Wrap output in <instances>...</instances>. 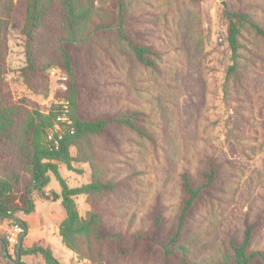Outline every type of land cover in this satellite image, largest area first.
Returning <instances> with one entry per match:
<instances>
[{"label":"trees","instance_id":"obj_1","mask_svg":"<svg viewBox=\"0 0 264 264\" xmlns=\"http://www.w3.org/2000/svg\"><path fill=\"white\" fill-rule=\"evenodd\" d=\"M25 4L20 29L25 52L19 71L22 82L33 94H47L45 70L56 67L65 73L66 90L57 96L67 102L73 131L59 123L61 105L41 110L26 98H7L4 34L14 26L15 0H0V224L10 219L26 235L27 224L17 213L34 211L36 197L60 199L65 216L58 234L64 246L87 264H264V250L254 247L258 219H245L238 232L225 233L214 255L203 253L204 230L197 220L215 207L222 190L223 166L217 155H205L194 168L181 167L171 208L161 191L145 215L144 199L131 209L127 194L133 183L140 185L144 174L129 167L139 152L134 147H141L139 161L144 160V142L157 147L151 117L134 101L114 107L103 103L98 94L102 89L95 86L106 83L109 73L82 72L75 59L88 52V44L94 49L103 44L111 63H125L127 71H133L131 77L137 69L157 73L159 52L144 42L141 31L148 25L144 7L151 0H25ZM222 14L232 62L223 89L227 98L245 78L241 71L245 32H253L264 45V25L247 8H224ZM45 43L50 44L48 51ZM90 91L97 97L92 108L86 99ZM58 123L63 134L55 148L47 134ZM77 162L89 165L90 180L70 187L59 173V163L75 170L72 164ZM49 172L59 182V193L46 189ZM79 195H85L89 204L83 216L75 202ZM6 240L1 238L7 248ZM19 255H40L44 264H62L41 241L20 247Z\"/></svg>","mask_w":264,"mask_h":264},{"label":"rangeland","instance_id":"obj_2","mask_svg":"<svg viewBox=\"0 0 264 264\" xmlns=\"http://www.w3.org/2000/svg\"><path fill=\"white\" fill-rule=\"evenodd\" d=\"M236 7L249 9L264 25V0H201L199 4L191 0H151L144 7L148 25L141 31L144 42L155 45L159 52L157 73L137 69L131 77L133 71L129 73L125 63H111L103 44L96 49L88 44V52L75 59V67L82 72L109 73L104 77L106 83L95 86L102 89L98 94L103 103L114 107L128 106L134 101L151 117L157 147L144 142V160L140 161L141 147H134L139 152L129 167L142 169L144 174L140 185L133 183L127 194L131 209L144 199L145 215L152 199L161 191H165L166 204L171 208L181 167L194 168L205 155H217L222 161V190L215 207L197 220L204 230L202 250L208 256L215 254L225 233L238 232L245 219H258L254 247L264 250V45L253 32H245L246 51L241 67L245 78L225 98L226 71L232 62L222 12L224 8ZM25 8V0H15L14 26L4 34L6 95L11 100L26 98L47 110L60 98L57 93L66 90L67 77L65 89L60 90V81L47 68L49 90L41 95L33 94L23 84L19 71L25 65V52L20 29ZM49 45L44 44L47 51ZM86 99L90 108L95 106L97 97L92 91ZM70 152L74 154L75 148ZM165 153H170V157ZM72 165L75 170L59 163V173L67 184L75 187L87 183L89 165ZM48 177L46 189L59 193L58 180L51 172ZM75 202L80 215H85L89 209L85 195L77 196ZM17 216L28 227L23 247L41 241L50 245L62 264H87L64 246L58 234L59 223L65 216L60 199L36 197L34 211ZM13 223L7 219L0 224V264H14L17 258L18 240L12 250L1 242V238L7 239L5 226ZM4 248L11 261L7 260ZM20 260L44 264L40 255H23Z\"/></svg>","mask_w":264,"mask_h":264},{"label":"built area","instance_id":"obj_3","mask_svg":"<svg viewBox=\"0 0 264 264\" xmlns=\"http://www.w3.org/2000/svg\"><path fill=\"white\" fill-rule=\"evenodd\" d=\"M49 74L56 78V80L60 81L59 88L60 90L65 89V80L66 76L62 73V71L59 68H50ZM54 104L61 105V114L58 116L59 123H61L63 126L68 128L70 132L73 131V127L71 126V120L68 116V105L67 102L64 101L62 98H57L54 101ZM56 124L54 129L50 130L47 134V140L55 147H58V142L62 138V132L59 128L61 124ZM5 230L7 231V241L9 245V249H14L17 243V240L19 239V235L23 233V228L18 223H13L12 225H6Z\"/></svg>","mask_w":264,"mask_h":264},{"label":"water","instance_id":"obj_4","mask_svg":"<svg viewBox=\"0 0 264 264\" xmlns=\"http://www.w3.org/2000/svg\"><path fill=\"white\" fill-rule=\"evenodd\" d=\"M24 235H25V233H21V234L19 235L18 243H17V246H16V252L18 253V255H17L16 260L13 261V263H17V262L20 261V257H21V256L19 255V250H20V247L22 246V240H23ZM4 254H5L6 257H7V260H8V261H11V258H10V256L8 255L6 248H4Z\"/></svg>","mask_w":264,"mask_h":264},{"label":"crops","instance_id":"obj_5","mask_svg":"<svg viewBox=\"0 0 264 264\" xmlns=\"http://www.w3.org/2000/svg\"><path fill=\"white\" fill-rule=\"evenodd\" d=\"M72 155H74V154H72ZM32 245V244H31Z\"/></svg>","mask_w":264,"mask_h":264}]
</instances>
